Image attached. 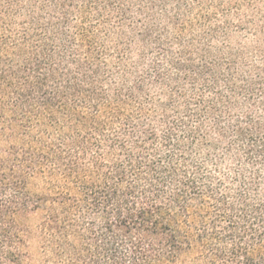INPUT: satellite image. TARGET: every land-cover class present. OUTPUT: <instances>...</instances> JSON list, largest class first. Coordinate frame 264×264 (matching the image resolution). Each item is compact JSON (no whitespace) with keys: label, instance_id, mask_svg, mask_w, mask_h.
<instances>
[{"label":"trees","instance_id":"1","mask_svg":"<svg viewBox=\"0 0 264 264\" xmlns=\"http://www.w3.org/2000/svg\"><path fill=\"white\" fill-rule=\"evenodd\" d=\"M0 264H264V0H0Z\"/></svg>","mask_w":264,"mask_h":264}]
</instances>
